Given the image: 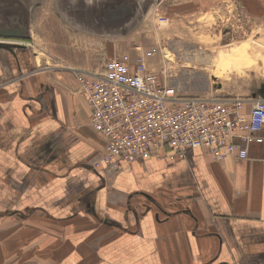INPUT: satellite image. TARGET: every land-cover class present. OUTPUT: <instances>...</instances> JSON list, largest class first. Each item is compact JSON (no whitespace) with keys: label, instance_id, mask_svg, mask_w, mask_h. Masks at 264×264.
<instances>
[{"label":"crops","instance_id":"0c3cea01","mask_svg":"<svg viewBox=\"0 0 264 264\" xmlns=\"http://www.w3.org/2000/svg\"><path fill=\"white\" fill-rule=\"evenodd\" d=\"M237 1L257 15L264 2ZM146 2L0 0V26L29 33L0 37L22 46L0 47V264H264L263 145L242 160L191 150L93 167L104 140L68 68L149 49ZM121 5L134 11L115 22Z\"/></svg>","mask_w":264,"mask_h":264},{"label":"built area","instance_id":"2783aa9c","mask_svg":"<svg viewBox=\"0 0 264 264\" xmlns=\"http://www.w3.org/2000/svg\"><path fill=\"white\" fill-rule=\"evenodd\" d=\"M154 20L167 21L157 13ZM155 51L135 59L110 57L94 71L71 69L88 103L90 125L104 140L94 167L185 159L191 150L215 161L242 160L250 146H264V95L181 93L163 71L152 69L147 58Z\"/></svg>","mask_w":264,"mask_h":264},{"label":"rangeland","instance_id":"374dc122","mask_svg":"<svg viewBox=\"0 0 264 264\" xmlns=\"http://www.w3.org/2000/svg\"><path fill=\"white\" fill-rule=\"evenodd\" d=\"M198 1L196 4L194 0H154L153 12H150L149 5L143 10L144 16L138 17L146 19L144 21L148 22V28L154 34L152 45L143 52L156 50L154 56L147 58L152 69L158 75L163 71L166 81L176 88V84H181L182 90L179 91L184 94L198 95L210 91L251 95L264 87V2L257 15L245 12L237 0L223 3L203 0L201 5ZM199 7H203L200 14L207 10V15L195 22L194 12ZM156 13L166 17V23L155 22ZM1 14L0 4V17ZM27 18L31 20L30 15ZM169 39L176 41L170 44ZM183 40L190 43L189 48L173 46L182 45ZM231 48L235 50H231L229 59H219ZM95 53L91 52L92 55ZM35 54L31 52L27 59ZM115 56L130 59L126 53L110 57ZM187 56L189 59H185ZM199 56L211 59H199ZM155 57L158 59H153ZM71 69L78 68H68L70 72ZM94 70L97 69L90 71Z\"/></svg>","mask_w":264,"mask_h":264},{"label":"water","instance_id":"95a60500","mask_svg":"<svg viewBox=\"0 0 264 264\" xmlns=\"http://www.w3.org/2000/svg\"><path fill=\"white\" fill-rule=\"evenodd\" d=\"M154 0H147V2L145 3L146 5L142 6V9L145 10V8L147 7V4H149L148 2H151ZM133 10L134 11V7H130L129 6H123L121 5L119 8H117L113 13H116L115 15H113V18L115 22H120L121 19H125L129 16V12ZM118 14L120 16H118ZM29 35L27 27H1L0 26V37H6L8 39H13V40H24L25 38H27ZM18 47H22L21 45H17ZM14 43H3L0 41V47H6V49H11L12 47H17ZM256 95H260L263 96L264 95V87H261V89H258L256 92L252 93L251 96H256Z\"/></svg>","mask_w":264,"mask_h":264}]
</instances>
